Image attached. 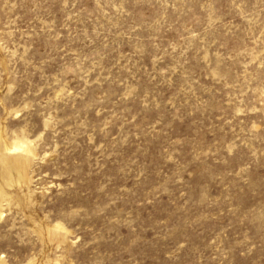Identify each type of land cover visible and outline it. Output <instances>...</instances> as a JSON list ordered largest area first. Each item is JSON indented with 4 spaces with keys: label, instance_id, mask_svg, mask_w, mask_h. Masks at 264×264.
Segmentation results:
<instances>
[{
    "label": "rangeland",
    "instance_id": "1",
    "mask_svg": "<svg viewBox=\"0 0 264 264\" xmlns=\"http://www.w3.org/2000/svg\"><path fill=\"white\" fill-rule=\"evenodd\" d=\"M0 264H264V0H0Z\"/></svg>",
    "mask_w": 264,
    "mask_h": 264
},
{
    "label": "bare ground",
    "instance_id": "2",
    "mask_svg": "<svg viewBox=\"0 0 264 264\" xmlns=\"http://www.w3.org/2000/svg\"><path fill=\"white\" fill-rule=\"evenodd\" d=\"M16 149V148H15Z\"/></svg>",
    "mask_w": 264,
    "mask_h": 264
}]
</instances>
